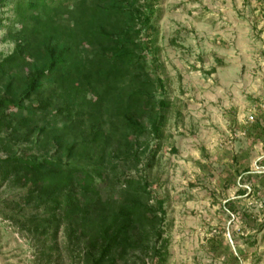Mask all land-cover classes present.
Returning a JSON list of instances; mask_svg holds the SVG:
<instances>
[{"label":"trees","instance_id":"obj_1","mask_svg":"<svg viewBox=\"0 0 264 264\" xmlns=\"http://www.w3.org/2000/svg\"><path fill=\"white\" fill-rule=\"evenodd\" d=\"M5 7L12 16L3 26L0 17V29L13 48L0 59V180L20 190L12 220L43 257L62 230L81 264H124L137 252L164 264L163 202L150 204L137 166L119 170L140 163L147 137L160 141L167 121L168 102L156 98L163 82L147 66L155 2L0 0ZM259 177L253 192H264Z\"/></svg>","mask_w":264,"mask_h":264},{"label":"rangeland","instance_id":"obj_2","mask_svg":"<svg viewBox=\"0 0 264 264\" xmlns=\"http://www.w3.org/2000/svg\"><path fill=\"white\" fill-rule=\"evenodd\" d=\"M153 2L157 35L147 66L163 82L156 98L168 102L167 121L160 141H145V154L156 151L152 165L144 167V154L119 170L137 166L150 204L163 202L164 264H264V192L252 191L264 178V0ZM11 16L0 9L2 26ZM12 48L2 27L0 59ZM19 194L0 180V264H81L62 230L57 250L41 256L40 243L12 220ZM142 258L133 253L124 264H151Z\"/></svg>","mask_w":264,"mask_h":264},{"label":"built area","instance_id":"obj_3","mask_svg":"<svg viewBox=\"0 0 264 264\" xmlns=\"http://www.w3.org/2000/svg\"><path fill=\"white\" fill-rule=\"evenodd\" d=\"M252 120H253V118L250 116V117H249V121H252Z\"/></svg>","mask_w":264,"mask_h":264}]
</instances>
